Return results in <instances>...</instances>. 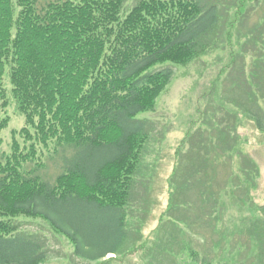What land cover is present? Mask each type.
<instances>
[{"label":"trees","instance_id":"16d2710c","mask_svg":"<svg viewBox=\"0 0 264 264\" xmlns=\"http://www.w3.org/2000/svg\"><path fill=\"white\" fill-rule=\"evenodd\" d=\"M128 1L0 0V101L6 100L8 75L13 99L26 116L21 137L30 143L23 146L14 140L11 153L0 160V264H42L50 258L45 237L18 232L15 221L22 216L46 219L73 243L75 255L87 261L137 247L129 249L133 244L127 207L151 132L140 115L156 109L174 78L172 65L187 66L211 49L220 15L217 5L203 0H138L131 8ZM165 64L169 67L154 69ZM258 86L264 98V87ZM257 110L251 109L249 117L264 130V114ZM233 116L218 117L227 139L232 136ZM7 125V118L0 121V145ZM200 137L193 144L196 165L189 170L193 177L198 173L197 178L203 173L200 160L208 161L197 157ZM50 143L56 150L71 149L54 182L40 174L43 163L36 147L48 148ZM237 144L234 137L226 157L232 152L238 156ZM185 159L192 162L191 150ZM32 161L34 166L26 168ZM183 162L179 168L186 173ZM229 165L224 186L233 191L234 199L238 191L250 189L248 181L259 168L252 172L256 164L240 165L230 159ZM189 171L187 188L178 181L173 196L179 208L172 214L178 219L188 214L182 206H188L190 192L182 194L192 187ZM196 183L195 201L203 204L207 196L211 204L197 209V215L211 222L213 210L227 204L212 186L206 195L204 182ZM92 207L110 216L103 235L98 230L105 219L82 215ZM219 220L220 216L213 219ZM249 228L250 224L246 231L251 244L261 229ZM215 232L220 233L218 228ZM236 252L242 255L239 249Z\"/></svg>","mask_w":264,"mask_h":264},{"label":"rangeland","instance_id":"374dc122","mask_svg":"<svg viewBox=\"0 0 264 264\" xmlns=\"http://www.w3.org/2000/svg\"><path fill=\"white\" fill-rule=\"evenodd\" d=\"M137 1L129 0L127 6L132 7ZM203 1L217 5L220 15L219 27L211 35V49L187 66L172 65L174 78L159 97L156 109L140 115L148 121L151 132L127 207V230L133 244L129 249L137 247L128 251L126 256L113 257L110 254L99 261H87L75 255L73 243L66 235L55 232L46 219L19 217L15 221L19 226L18 232L42 236L47 241L51 255L42 264H264L259 243L264 239V130L247 116L251 109L264 111V98L260 96L263 92L258 86L260 83L264 87V80L261 81L264 76L260 77L264 73V0ZM165 67L169 65H159L154 69ZM257 80L255 84L253 81ZM4 84L8 91L6 100L0 101V121L7 118L8 125L1 131V161L11 153L14 140L21 141L23 146L30 145L21 137L26 116L19 111L13 99L8 75ZM225 113L234 115L230 119L233 125L230 129L238 137L236 162L240 165L256 164L252 172L259 168V174L248 181L250 189L238 191L234 199L233 191L227 192L224 186L230 173L226 148L232 144L234 134L227 139L224 127L217 124L218 117ZM199 131L203 140L197 157L208 161L200 160L203 173L197 178L198 173L193 177L190 171L196 165L193 162L196 157L193 144L196 139L198 142L201 140ZM36 147L43 163L40 174L54 182L64 171V154L70 155L71 149L63 152L59 147L56 150L54 143H50L48 148L44 144ZM190 150L193 159L189 164L185 158ZM182 160L185 161L186 173L179 168ZM29 165L32 168L34 161L26 168ZM238 168L234 167L235 173ZM188 171L192 187L181 193L184 196L190 192L188 206H182L188 214L178 219L172 214L173 208H179L173 196L178 181L187 188ZM197 179L204 182L201 186L205 187L206 195L212 192V186L213 192L227 204L213 210L214 215L209 218L211 222H204L205 215L202 219L197 215V209L210 208L211 205L207 196L203 204L195 201ZM92 208L82 211V215H97L105 219L98 230L103 235L109 230L105 231V226L109 224L110 216L99 208ZM179 216L183 217V214ZM219 216V222H214L213 219ZM96 222L100 224L103 220ZM207 223L213 227H207ZM248 224L249 229H254L253 226L261 229L251 244L246 231ZM216 228L220 233L215 232ZM238 249L241 256L237 255Z\"/></svg>","mask_w":264,"mask_h":264}]
</instances>
